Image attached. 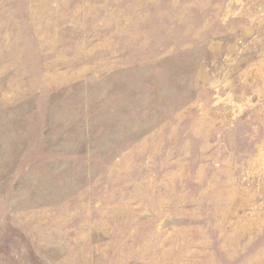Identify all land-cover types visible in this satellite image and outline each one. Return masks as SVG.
Instances as JSON below:
<instances>
[{
    "label": "rangeland",
    "instance_id": "obj_1",
    "mask_svg": "<svg viewBox=\"0 0 264 264\" xmlns=\"http://www.w3.org/2000/svg\"><path fill=\"white\" fill-rule=\"evenodd\" d=\"M0 264H264V0H0Z\"/></svg>",
    "mask_w": 264,
    "mask_h": 264
}]
</instances>
